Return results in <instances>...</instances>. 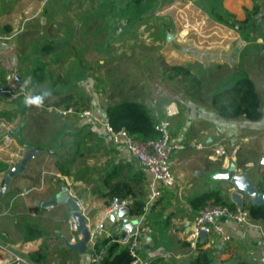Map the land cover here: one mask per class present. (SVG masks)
Listing matches in <instances>:
<instances>
[{
  "label": "crops",
  "instance_id": "0c3cea01",
  "mask_svg": "<svg viewBox=\"0 0 264 264\" xmlns=\"http://www.w3.org/2000/svg\"><path fill=\"white\" fill-rule=\"evenodd\" d=\"M63 1L0 0V89L11 91L0 95V133L4 129L9 131L0 137V169L6 166L7 171L16 165L30 148L40 151L27 163L23 173L11 180L8 193L0 199V264L9 254L29 264H98L89 259L92 241L85 244L82 254L67 246L80 239V234L73 229L68 205L41 207L40 203L58 195L62 188L70 196L80 198L81 214L93 241L116 235L118 226L108 218L111 200L132 201L139 191L145 201L147 195L145 170L123 147L110 141L99 122L79 119L75 114L61 117L55 110L65 108L44 106L56 101V94L49 95L52 92L72 94L70 106L76 107L79 98L72 89H51L53 73L54 76L57 73L43 60L63 43L79 52L77 38L65 37L63 24L58 22ZM254 4L264 12V1L218 0V5L239 22L245 19L244 11ZM204 13L202 10V16ZM206 17L209 28H215L220 36L211 35L202 41V62L193 59L192 53L179 54L173 47L164 53V61L173 66L200 64L201 100H193L191 91H185L190 98L180 102L164 78V83L152 79L144 96L121 98L145 105L155 119L163 116L168 106L175 108L176 115L167 118L171 135L206 145L204 150H185L170 158L174 183L163 188L160 197L145 211L151 233L139 236L141 264H193L199 252L189 247L186 235L198 211L189 203L209 191H219L223 201L230 202L229 194L235 187L223 177L230 164L235 167L234 175H245L253 187L264 193V32L254 31L252 27L249 36L254 35L242 41L238 31L212 21L207 14ZM94 40L88 38L87 43ZM196 56L201 58L200 53ZM87 62L94 64L93 59ZM101 64L97 61V65ZM221 69L228 72L219 82L213 77ZM15 76L19 83H14ZM241 77L251 80L256 90L260 114L255 122L217 115L216 104L228 101V94L212 104L215 96L222 97L223 88ZM81 98L86 99V102L79 99L85 103L84 108L102 119L110 99L88 94ZM178 108L185 113L181 114ZM47 114L56 122L48 121ZM6 136L12 142H7ZM219 143L228 153L226 158L211 154L212 146ZM114 165L121 174L116 183L114 180L106 183ZM6 171L0 172V182ZM243 202V207L250 204L246 195ZM250 223L251 226L239 229L232 222L224 221L226 230L232 234L229 242L213 235L206 236L202 242L199 240L200 249L207 254L210 264H264V222L251 220ZM102 251L105 256L106 251Z\"/></svg>",
  "mask_w": 264,
  "mask_h": 264
},
{
  "label": "rangeland",
  "instance_id": "374dc122",
  "mask_svg": "<svg viewBox=\"0 0 264 264\" xmlns=\"http://www.w3.org/2000/svg\"><path fill=\"white\" fill-rule=\"evenodd\" d=\"M207 2L208 0L63 1V8L59 11V25L63 24L65 37L77 38L80 49L76 53L69 44L63 43L62 47L54 48L43 59L57 73V76L53 73L51 89H72L79 97L76 107L85 109V103L79 100L86 102V99L81 98L83 94L92 97L104 95L107 100L110 99L108 102H117L124 96H144L152 79L164 83V78L169 84L167 87L178 94L180 102L189 99V94L185 91L191 86L190 80L183 77L180 80L177 77L169 78V68L173 65L164 61V53L173 47L178 53H192L193 59H201L202 62V55L198 58L193 52L202 54V4ZM261 15L263 20L256 25V31L262 33L264 12ZM204 17L208 20L205 13ZM241 29L237 27L235 30ZM251 31L248 30L247 34H251ZM166 34L173 36L172 41H166ZM88 38L95 40L88 44ZM92 59L94 64L88 65L87 60ZM97 61L102 64L97 65ZM186 64H182V67L188 68L191 76L198 80L193 100H201L200 64ZM227 72V69H221L214 73L213 78L222 82ZM180 92L183 95H179ZM178 111L185 113L181 108ZM46 116L48 121L56 122L50 114ZM42 117L44 119V115ZM174 121L177 123L178 120Z\"/></svg>",
  "mask_w": 264,
  "mask_h": 264
},
{
  "label": "built area",
  "instance_id": "2783aa9c",
  "mask_svg": "<svg viewBox=\"0 0 264 264\" xmlns=\"http://www.w3.org/2000/svg\"><path fill=\"white\" fill-rule=\"evenodd\" d=\"M214 29L213 27L209 28L206 18L202 16V41L209 38L211 35H215L216 37L220 36ZM209 45L210 43H208V45L205 44V46ZM13 81L14 83L20 82L17 76L13 78ZM10 93V90L0 89V95ZM55 112L61 117L75 114L79 119L90 118L95 122H99L110 141L114 145L123 147L145 170L147 174V195L144 201L143 213L134 218L137 221L136 225H134V233H130L128 228L122 225L121 220H117L115 223L118 226L116 228V235L118 236L116 241L128 249L131 257L130 264H141L138 253L141 245L139 236L151 233V228L145 220V211L160 197L163 188H169L174 183L170 169V158L185 150H204L206 149V145L193 139L174 138L171 135L170 123L167 118L176 115L175 108L171 106L166 108L163 116L156 119L154 130L157 132L158 136L155 139L143 142L138 141L134 136L122 129L114 131L106 120L97 118L90 110H77L76 107L72 105L65 109H56ZM6 140L7 142H12V139L7 136ZM236 150L237 148L231 152L232 156L236 154ZM211 154L213 157L221 159L228 156L224 145L221 143L212 146ZM131 204L132 201L130 200H121L120 203H118L116 199H113L109 203L108 212L112 213L122 208L128 214ZM127 218L129 219L128 215ZM224 221L232 222L235 227L239 229L241 227L251 226V220L244 207L234 206L233 208H229L226 205L214 204L212 201H209L192 220L190 229L186 235L189 247L196 249L200 232H203L206 236L213 235L219 237L223 242H229L232 238V234L226 230ZM92 239L93 235L90 233V241H92V245H94ZM102 257H104V251L101 250L97 252L92 248V253L89 258L91 263H99ZM2 264L29 263L24 262V260L17 255L9 254Z\"/></svg>",
  "mask_w": 264,
  "mask_h": 264
},
{
  "label": "trees",
  "instance_id": "16d2710c",
  "mask_svg": "<svg viewBox=\"0 0 264 264\" xmlns=\"http://www.w3.org/2000/svg\"><path fill=\"white\" fill-rule=\"evenodd\" d=\"M253 1L258 2L264 0ZM202 10H204L209 18L214 22L221 23L231 29H236L237 27L242 28L238 31L242 41L251 38L254 34L249 36L250 34H247L248 30L251 31L253 26L254 31H256V25L263 20L261 7L257 4H254L250 10L244 11L245 19L241 22L234 20V16L232 14L223 10L218 5V0H208L206 4H202ZM247 35L249 37H247ZM193 53L196 55L199 54L197 52ZM262 58L263 56L260 57V59ZM217 68L219 69L220 67L218 66ZM169 71L171 72V77H169L171 79L173 77H177L179 80L180 77L186 79L188 78L191 86H188L186 91H191L190 96H195L194 90L197 89L198 80L191 76L188 68L182 66H171ZM223 90L224 93H222V97L215 96L212 100V104H216V102H219V99H224L225 94L229 95L228 101L226 100V102H224L225 100H223L221 101L222 103L220 102L216 104V113L220 118H243L244 120L250 122L258 120L260 114L259 100L254 84L251 80L241 77L230 85V87L226 89L223 88ZM53 94H56V101L53 104H44L45 107L66 108L73 103V96L72 94H68V92H52L49 95ZM47 97L48 95L45 99H47ZM215 99H218V101ZM102 119L106 120L114 131L122 129L141 142L155 139L158 136L157 132L154 130V124L156 122L155 117L151 115L145 105L136 101L124 99L108 103L102 114ZM5 171L6 166H1L0 172L4 173ZM120 174L119 167L114 165L107 174L105 182L110 183V181L114 180L116 183ZM115 187H117V185ZM142 195L143 193L138 191V197L132 200V204L128 210L129 218L138 217L143 213L144 200L141 198ZM209 201H212L214 204L226 205L229 208L234 207L233 203L223 201L219 191L205 192L194 198L189 205L192 209L199 212ZM244 208L247 210L250 220L264 222V205H253L250 203ZM117 238V235H113L107 239L94 241L93 248L95 251L98 252L102 249L106 251V255L100 259L98 264H130L131 257L128 249L124 245L119 244L116 241ZM196 249L199 253L198 256L193 259L192 263L210 264L211 261L207 254L200 249L199 240Z\"/></svg>",
  "mask_w": 264,
  "mask_h": 264
},
{
  "label": "water",
  "instance_id": "95a60500",
  "mask_svg": "<svg viewBox=\"0 0 264 264\" xmlns=\"http://www.w3.org/2000/svg\"><path fill=\"white\" fill-rule=\"evenodd\" d=\"M173 36L171 34H166V41H172ZM28 80L24 82V86L28 84ZM9 131L6 129L2 130L0 137L7 134ZM40 153L37 149H28L20 161L8 169L6 173L2 176L0 182V199L6 195L9 191V186L11 180L23 173L27 163L31 161L35 156ZM234 165L230 164L228 167V173L223 176L224 179H228L235 187V191L229 194V200L237 207H243V196L246 195L250 203L253 205H264V193L258 191L255 187L251 185L249 180L245 175H234ZM79 197H72L66 191L65 188H62L60 193L55 197L50 198L49 200L40 203L42 208L54 207L58 204H66L71 211V219L73 222V229L75 232L80 234V239L74 243H67V246L71 249L78 251L79 253H84L85 244L90 240V232L86 227V219L81 214V209L79 205ZM121 199H117V202L120 203ZM127 213L122 209H118L115 212H112L108 215L109 221L112 224H115L117 220H121L122 225L127 227L130 233H134L137 221H130L127 218ZM206 235L203 232L199 233V240L202 242L205 239Z\"/></svg>",
  "mask_w": 264,
  "mask_h": 264
}]
</instances>
